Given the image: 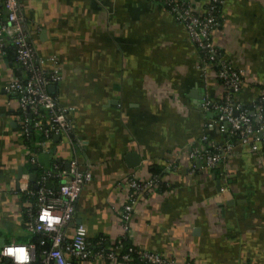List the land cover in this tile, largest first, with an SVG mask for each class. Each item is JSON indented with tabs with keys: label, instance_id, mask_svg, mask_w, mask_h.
Masks as SVG:
<instances>
[{
	"label": "crops",
	"instance_id": "obj_1",
	"mask_svg": "<svg viewBox=\"0 0 264 264\" xmlns=\"http://www.w3.org/2000/svg\"><path fill=\"white\" fill-rule=\"evenodd\" d=\"M207 1L189 0L198 12ZM19 3L22 30L37 56H53L62 66L52 95L71 108L72 144L56 135L49 153L34 154L24 146L16 102H8L4 89L21 70L0 47V231L23 229L16 237L26 233L20 216L27 204L11 188L19 174L29 172L30 156L45 169L52 159L60 170H67L73 158L82 169L89 164L92 179L75 203L66 233L70 238L83 224L88 238L114 240L120 236L125 197L119 183L130 172L146 176L150 164L176 159L178 172L166 178L171 193L154 194L137 210L132 242L178 264L187 257L195 264H264V163L258 168L240 148L231 161L228 191L222 192L217 188V182L224 185L222 173L217 177L183 156L212 117L200 108L206 89L185 25L155 0ZM222 17L212 38L251 78L241 92L244 108L251 109L264 91V0H224ZM209 84L208 92L219 95L218 82L211 78ZM207 134L213 142L220 139L215 129ZM137 157L140 163L132 167ZM86 264L112 263L102 258Z\"/></svg>",
	"mask_w": 264,
	"mask_h": 264
},
{
	"label": "built area",
	"instance_id": "obj_2",
	"mask_svg": "<svg viewBox=\"0 0 264 264\" xmlns=\"http://www.w3.org/2000/svg\"><path fill=\"white\" fill-rule=\"evenodd\" d=\"M213 2L223 4L224 0ZM168 3L171 5L168 10L185 25L188 39L197 55L199 78L206 89L200 108L205 115L212 116L207 123H203L199 138L184 150L183 156L185 155L189 163L192 160L198 161L207 172L221 168V179L225 186L220 185L219 190L228 191L226 185L232 173L231 161L237 158L240 148L244 147L249 151L258 168L264 163V91L259 90L251 109L244 108L241 92L247 82H251V78L243 70L237 69L224 51L221 54V48L214 42L212 33L217 27V21L212 16L214 6L198 12L189 1L170 0ZM207 3L209 4L208 1ZM0 5V18L4 19L0 21V47L4 52L8 44L13 46L16 51L15 64L21 70L20 76H12L4 86L8 102H16V110L23 112L22 117L17 118L20 138L33 134L34 145L49 153L54 136H65L69 142L72 140L71 108L62 106L47 92V86L55 85L61 80L63 69L55 57L37 56L22 30L19 0H0ZM211 78L219 84V95H211L208 92ZM212 129L220 136L217 142L207 139V132ZM231 137L238 138L237 142L230 141L228 138ZM182 160L185 159L181 158ZM29 161L36 163L35 158H27V163ZM176 163V159L167 160L166 173L158 179L150 173L144 176L141 171H133L119 183V187L125 192L119 213V238L127 236L132 241L131 227L134 215L152 195L171 193L172 186L166 178L178 172ZM30 174L21 173L18 179L13 181L12 194L22 198L21 202L27 204L24 212L28 218L22 221L26 232L49 236L52 238V245L40 254L32 243L5 242L0 250L9 246L25 247L30 257L28 264H74L76 261L86 264L102 258L112 264H133L130 254L121 252V244L109 249L108 253H93L88 245L87 227L83 224L76 225L72 236H67L66 229L72 221L75 203L84 185L92 179L89 164L82 169L78 160L73 158L67 170H60L56 166L44 169V172L36 177L37 190L30 188ZM50 178L60 180L56 192L45 187ZM162 182H165L169 189L159 192V183ZM28 196L36 199L35 211L32 204L24 200V197ZM46 211L53 218L51 224L49 219L44 217ZM109 240L116 241L110 238ZM135 246L139 257L150 264H178L160 253ZM0 264H15V258L0 251ZM182 264L195 263L187 257Z\"/></svg>",
	"mask_w": 264,
	"mask_h": 264
},
{
	"label": "trees",
	"instance_id": "obj_3",
	"mask_svg": "<svg viewBox=\"0 0 264 264\" xmlns=\"http://www.w3.org/2000/svg\"><path fill=\"white\" fill-rule=\"evenodd\" d=\"M155 1H159L161 3H163L165 5V7L167 9H169L171 6L168 2H170V0H155ZM185 1H189V0H185ZM209 4L206 3L205 9H209L210 6H214V8L212 9V16L216 19L217 21V27H220L223 17H222V4H219L218 2H213V0H208ZM0 10L2 11V6L0 8ZM2 14V13H1ZM0 21H4L3 17L0 18ZM4 51L6 53V56L8 57V60L11 64V66H13V64H15V54L16 51L14 50L13 46L11 44H8L5 48ZM220 53H223V50H220ZM203 55V53H201ZM16 66V64H15ZM16 116L22 117L23 112L21 110H16L15 111ZM226 138V137H225ZM230 141L236 143L238 138L236 137H231L228 138ZM22 143L24 144L25 147H27L29 149V151H32L34 154L39 152L40 149L38 147H36L35 144V137L33 134L28 135V136H23V138H21ZM34 157V156H32ZM30 156V159L32 158ZM36 159V158H35ZM34 166H36L34 168ZM57 167V163L55 160H51V166L49 167V169ZM28 171L29 172H34L37 176L41 175L44 172L45 168H42L41 166L37 165V160L36 163H31L30 161L28 162ZM58 168V167H57ZM149 173L151 174V176H153L154 178L158 179L162 176L165 175V165H161V164H150L148 167ZM221 168H216L213 169L211 172H214L215 175L217 177L220 176V172ZM60 184V180L58 178H50L48 180V182L45 184V187H47L49 190H51L52 192H56L58 189V186ZM30 188L33 190H37V188L32 184L30 185ZM159 192H164L167 191L169 189V187L166 185L165 182L159 183V188H158ZM28 200L30 204H32L34 211L36 210V199L35 197L32 196H28V197H24V200ZM22 218V221L25 218H28L27 215L24 213H22V215L20 216ZM24 228V227H23ZM1 237H5L3 236L2 232L0 231V238ZM6 238V237H5ZM6 243H32L35 244L36 248H37V253L40 254L41 251L49 249L52 245V238L49 236H46L44 234H40V233H29L26 232L24 236H18L15 238V240H11L10 238L5 240ZM121 244V249H122V253H129L131 258H132V263L133 264H150L148 263L146 260H143L139 257V254L137 252L136 246L133 244V242L131 241V239H129L127 236L125 237H120L118 238L115 242H111L109 240V237L106 235H100L96 238H88V245L91 247V250L93 251V253H97V252H105L108 253L114 246ZM131 249V250H130ZM77 262V261H76Z\"/></svg>",
	"mask_w": 264,
	"mask_h": 264
},
{
	"label": "clouds",
	"instance_id": "obj_4",
	"mask_svg": "<svg viewBox=\"0 0 264 264\" xmlns=\"http://www.w3.org/2000/svg\"><path fill=\"white\" fill-rule=\"evenodd\" d=\"M44 217H47L49 219V223L51 224L53 218L47 211L44 213ZM0 251H3L6 255L14 256L15 264H28L30 259L28 251L25 247L9 246Z\"/></svg>",
	"mask_w": 264,
	"mask_h": 264
},
{
	"label": "water",
	"instance_id": "obj_5",
	"mask_svg": "<svg viewBox=\"0 0 264 264\" xmlns=\"http://www.w3.org/2000/svg\"><path fill=\"white\" fill-rule=\"evenodd\" d=\"M55 90H56V85H49V86H47V92L49 93V94H54L55 93ZM192 97H195L196 95L195 94H192L191 95ZM237 112H235V114H236ZM29 118H31V114H29ZM29 129H31V127H29ZM129 158H135V155H134V153H132V154H130L129 156H128ZM137 161L138 162H134L131 166L132 167H136L139 163H140V161H139V158L137 157ZM36 166H34V168H35ZM20 173V172H19ZM20 175V174H19ZM36 174L35 173H31L30 174V181L31 182H35L36 181ZM35 187H37V185L35 184ZM219 187H220V185H219V182H217V188L219 189ZM5 238L4 237H1L0 238V247H3V245L5 244Z\"/></svg>",
	"mask_w": 264,
	"mask_h": 264
},
{
	"label": "rangeland",
	"instance_id": "obj_6",
	"mask_svg": "<svg viewBox=\"0 0 264 264\" xmlns=\"http://www.w3.org/2000/svg\"><path fill=\"white\" fill-rule=\"evenodd\" d=\"M211 131V130H210ZM223 137V136H222ZM207 139L208 141L211 142V138H210V135L207 136ZM4 228V227H3ZM5 230L2 232L3 236L6 237V240L7 239H14L16 236H17V233H20V232H24L23 229L19 228V229H13V228H4Z\"/></svg>",
	"mask_w": 264,
	"mask_h": 264
}]
</instances>
